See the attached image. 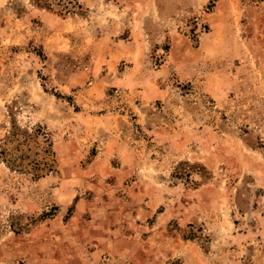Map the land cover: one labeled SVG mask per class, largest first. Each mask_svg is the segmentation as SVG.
I'll return each mask as SVG.
<instances>
[{
    "label": "rangeland",
    "instance_id": "1",
    "mask_svg": "<svg viewBox=\"0 0 264 264\" xmlns=\"http://www.w3.org/2000/svg\"><path fill=\"white\" fill-rule=\"evenodd\" d=\"M77 2L63 16L0 0V264H264V0ZM139 38L171 86L149 120L133 63L121 85L89 76L110 40L131 53ZM92 112L130 118L139 167L89 170ZM45 134L56 163L34 176Z\"/></svg>",
    "mask_w": 264,
    "mask_h": 264
},
{
    "label": "crops",
    "instance_id": "2",
    "mask_svg": "<svg viewBox=\"0 0 264 264\" xmlns=\"http://www.w3.org/2000/svg\"><path fill=\"white\" fill-rule=\"evenodd\" d=\"M136 42V46H138L137 50L126 53L123 50L125 46L123 42L120 40H110L109 43H107V47L103 49V51H100L103 53L102 56L94 59L93 62L89 64V76L97 78L102 77L103 79L108 77L110 79L115 78L116 81H113V84L116 83L121 85V83H125V80L122 79L123 74H119L117 69L118 63L123 60L133 63L131 69L127 71H132L133 79H144L143 83H145L147 86L146 88L150 90L148 93L138 91L137 94L139 98L142 96L144 104L133 105V110L138 111L141 115H145L146 119L149 120L151 109L145 107V105L151 103L153 100L163 103H167L169 100L171 86L167 84L164 86L156 84L158 81L166 79L169 70L167 69L166 63L155 70L150 69L147 64V53L152 44L151 41L146 38H139ZM102 65L104 68L101 69ZM101 70H103L105 74H103ZM177 72V79L180 83L188 79V75L182 73L180 70ZM147 75L150 77V80L147 78ZM145 78L148 80H145ZM101 82L102 80L99 81L100 84L97 87H89V107L94 103H99V98L104 96ZM104 84L107 83L104 82ZM102 103L105 104V101ZM90 146H96L97 154L95 159L90 162L89 170L93 169L96 162H107L109 158L111 159L113 157L121 160L122 165L126 164L128 167H139L137 159H139L141 153L144 152L145 147L143 145V140L134 134L130 118L123 114V112H100L99 114H94L92 112L91 117H89V147ZM125 171H129V168H126ZM153 200L152 202L154 203L158 202V199Z\"/></svg>",
    "mask_w": 264,
    "mask_h": 264
},
{
    "label": "trees",
    "instance_id": "3",
    "mask_svg": "<svg viewBox=\"0 0 264 264\" xmlns=\"http://www.w3.org/2000/svg\"><path fill=\"white\" fill-rule=\"evenodd\" d=\"M28 2L35 7L44 9L46 11L55 12L63 16L75 13V10L80 7L77 0H28ZM37 128L38 129H35L33 133L26 132L24 134V143L28 144L37 140L38 130L40 129V127ZM16 135L17 133L11 131L9 134V138L13 139V137H15ZM40 150L43 154V157L41 158L42 161L33 160L29 163L32 166V169L35 171V173L33 174L34 176H39L40 172L41 174H43L44 172L42 171H51L56 163L55 152L52 149V142L47 134L43 135V142L42 144L40 143Z\"/></svg>",
    "mask_w": 264,
    "mask_h": 264
}]
</instances>
